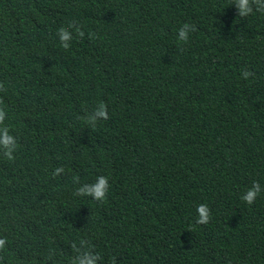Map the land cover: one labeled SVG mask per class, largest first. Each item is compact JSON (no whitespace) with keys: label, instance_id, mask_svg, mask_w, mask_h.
Instances as JSON below:
<instances>
[{"label":"trees","instance_id":"obj_1","mask_svg":"<svg viewBox=\"0 0 264 264\" xmlns=\"http://www.w3.org/2000/svg\"><path fill=\"white\" fill-rule=\"evenodd\" d=\"M72 21L85 35L64 49L57 31ZM0 82L18 141L13 160L0 149V264H70L82 239L99 264H264V190L242 199L264 189V11L0 0ZM100 102L109 119L93 127ZM99 175L103 202L74 195L75 176Z\"/></svg>","mask_w":264,"mask_h":264},{"label":"clouds","instance_id":"obj_2","mask_svg":"<svg viewBox=\"0 0 264 264\" xmlns=\"http://www.w3.org/2000/svg\"><path fill=\"white\" fill-rule=\"evenodd\" d=\"M233 3L238 9V16L244 17L253 13L254 8L256 11H264V0H233ZM73 30L75 31L77 38H83L85 33L82 27L77 26L75 21L68 24L67 27L61 26L57 31L60 43L64 49L70 47V42L73 39ZM196 31L194 25L190 23H184L178 31L177 39L181 42H187L189 40V34ZM254 73L248 70L242 72L243 78L247 79L253 76ZM5 85L0 82V91H6ZM7 111L5 108L0 107V149L3 150V155L8 160L15 158L14 153L18 147V141L16 136L12 134L10 127L5 124L7 119ZM109 119L108 106L104 102H100L95 108L86 115V122L91 124L93 127L100 120ZM65 171L63 166L56 167L52 172L53 177L61 175ZM74 183L78 187L74 191V195L78 197L89 196L96 201L103 202L109 193L110 184L109 179L105 175H99L96 177L94 182L91 183H80V177L75 176L73 178ZM262 189L258 181H254L252 186L242 196V199L248 204H253L257 196L261 193ZM198 213V224H207L210 220V209L207 204L201 203L197 207ZM6 245V238H0V249H3ZM73 250L76 253L72 257L70 264H99L102 257L99 253L93 250V246L89 245L86 240H81L79 245L75 242L72 244ZM112 264H116V258L112 257Z\"/></svg>","mask_w":264,"mask_h":264}]
</instances>
